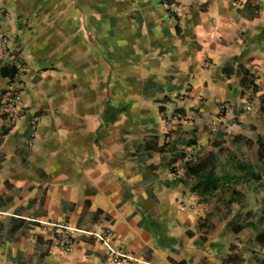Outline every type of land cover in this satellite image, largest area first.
<instances>
[{
    "label": "crops",
    "instance_id": "0c3cea01",
    "mask_svg": "<svg viewBox=\"0 0 264 264\" xmlns=\"http://www.w3.org/2000/svg\"><path fill=\"white\" fill-rule=\"evenodd\" d=\"M263 29L264 0H0V100L7 39L26 106L0 112V264H264ZM48 223L111 226L131 259Z\"/></svg>",
    "mask_w": 264,
    "mask_h": 264
},
{
    "label": "built area",
    "instance_id": "2783aa9c",
    "mask_svg": "<svg viewBox=\"0 0 264 264\" xmlns=\"http://www.w3.org/2000/svg\"><path fill=\"white\" fill-rule=\"evenodd\" d=\"M7 42V39L3 40L4 45L2 49V57L5 63L8 66L14 68L15 71L13 73L9 86L6 88V91L1 97L0 112L8 119V121H10L11 123H16L20 118L26 115V106L24 104L22 89L20 88L25 74V60L21 51L17 50L16 48H11L10 46H8ZM226 107V105H222L221 108L225 109ZM39 123L40 117L38 115H33L30 118V131L29 136L26 140V143L28 145L33 144V141L37 135ZM201 150L202 148L200 144L194 145L186 156L187 160L192 162L196 161L201 154ZM48 224L58 229V231H56L55 233L56 242L57 245L64 251L72 252L74 250L76 233L79 231L82 233L90 234L96 240L101 242L116 260L122 261L128 258L131 259V257L125 251L114 244L111 237V226H108L100 231H83L78 229H71L65 225L55 223Z\"/></svg>",
    "mask_w": 264,
    "mask_h": 264
},
{
    "label": "trees",
    "instance_id": "16d2710c",
    "mask_svg": "<svg viewBox=\"0 0 264 264\" xmlns=\"http://www.w3.org/2000/svg\"><path fill=\"white\" fill-rule=\"evenodd\" d=\"M262 37L264 39V29L262 31ZM8 67L10 69V75L13 76L15 69L10 66ZM259 153L261 159H263L264 142H260ZM217 161L218 160L215 158L214 154H209L205 158L199 156V158L194 162L187 160L186 172L189 175H193L197 179V182L193 186L194 191H199L203 194L207 192L208 193L212 192L217 188V182L219 181L220 178L216 172ZM13 221L14 220H11L12 222V225L10 227L11 232H14L15 230L19 229V227L22 225L21 223L16 224Z\"/></svg>",
    "mask_w": 264,
    "mask_h": 264
}]
</instances>
